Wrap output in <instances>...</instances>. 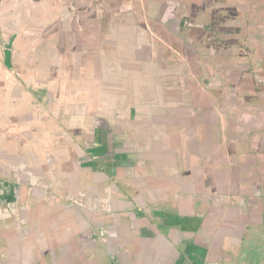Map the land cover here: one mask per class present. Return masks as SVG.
Masks as SVG:
<instances>
[{"label":"crops","instance_id":"0c3cea01","mask_svg":"<svg viewBox=\"0 0 264 264\" xmlns=\"http://www.w3.org/2000/svg\"><path fill=\"white\" fill-rule=\"evenodd\" d=\"M8 2L0 13L20 31L13 89L0 91V163L16 192L33 195L30 238L8 247L16 264L48 251L54 264H192L196 245L235 243L242 224L234 193L220 192L231 160L219 132L233 141L242 119L264 111V90L242 93L240 80L264 82V0ZM174 8L200 40L170 26ZM179 215L199 217L198 229L166 223Z\"/></svg>","mask_w":264,"mask_h":264},{"label":"flooded vegetation","instance_id":"af4514ba","mask_svg":"<svg viewBox=\"0 0 264 264\" xmlns=\"http://www.w3.org/2000/svg\"><path fill=\"white\" fill-rule=\"evenodd\" d=\"M170 9L171 7L167 2L163 3L160 10V17L163 18L162 16H165ZM183 10L184 9H180L179 14L174 8L173 15L174 17H177L173 20V23H171L170 26L175 22L176 27H178L182 33L190 34V37L200 40L202 35L194 33V29H198L199 27L189 22V16L183 15ZM117 38L125 39L124 35L121 36L115 34L112 41H116ZM206 40L207 38L205 37L202 42ZM10 54V48H7L4 64L8 70L12 71ZM31 55H33V53H31ZM39 55L40 53L37 55V59H39ZM107 56L108 60L112 58L116 63V55L108 53ZM212 75L215 76L213 73ZM244 77L245 76L242 75L240 79L242 93L246 92L245 90H248L249 86L252 88L254 85V89L256 90H264V82H257V80H254L249 85L246 81L247 77ZM98 80H100L99 77ZM207 81L208 80H206V82ZM23 84L24 83H20L18 85L24 90H27L25 89L27 87L29 92H33V84H28V86L26 84H24V86ZM9 87L13 89L12 85H9ZM9 87L7 90H9ZM36 88H38V90L40 89L39 87ZM214 88L215 87L212 89ZM129 92L133 94V91ZM257 111V115L249 116L248 119H242L241 124H239L240 127L238 126V128L234 130L235 139H233V141L225 131L223 132L221 130L219 132L220 136L224 133V142H226L224 157L227 159V156H230L231 160L222 165L226 170L229 169V173L225 176L223 174L225 180L223 181V187L220 188V192L234 193L233 195L229 194L231 198L230 204L234 206V215L242 224L241 228L237 229L239 234L235 235V240H237L232 244L228 243L221 245L218 252L214 250V247L207 248L201 245H196L197 249L192 253V256L194 257L192 264H206L208 262L207 256H211L212 260H214L210 261L209 264H264V111L260 108H258ZM10 149L11 148L7 151L10 152ZM4 153L5 156L6 153L9 155L6 151ZM10 157L12 158V156L9 155V158ZM11 158L10 160L12 161ZM6 164L11 166L10 163ZM6 166L7 165L0 163V264H16V253H9L8 247L12 248L10 243L13 244L15 240V246H13V249L21 250L24 247V245L20 244L22 240L26 237H28V239L30 238V235L28 234L32 233V229L29 228L32 211L29 202L32 201L33 195L28 185V194H26V196H24L23 193L15 191L16 178L11 177L12 179H10V183L6 180L7 178H3L4 173L2 171L8 170ZM17 167L19 170L27 169L22 164L17 165ZM27 173L28 171L24 174L27 176ZM25 175L21 174V181H23L22 179ZM17 179L19 180L18 177ZM18 180H16V182H18ZM25 180L26 179L24 178V181ZM19 186L20 184L17 186V189H19ZM46 196L47 201L55 195L47 193ZM23 198L26 199L25 202L23 201ZM165 219L168 225H177L183 232H195L201 222L200 218L197 216L184 217L179 215L177 217H166ZM13 220H16L21 227L20 235L17 237V234L14 235V232L11 231ZM36 233L37 232H35V234ZM102 234L103 233L100 235L99 232V240L101 239L100 241L103 245L107 246L108 241L104 239V235ZM184 244L185 243H183V246ZM194 246L195 245L193 244L191 245L192 248ZM186 248H188V244H186ZM47 256V259H38L36 261V259L28 255L26 257L27 259L25 258L21 261V264H32L34 262L37 264H54L52 260L55 257L54 251H48Z\"/></svg>","mask_w":264,"mask_h":264},{"label":"rangeland","instance_id":"374dc122","mask_svg":"<svg viewBox=\"0 0 264 264\" xmlns=\"http://www.w3.org/2000/svg\"><path fill=\"white\" fill-rule=\"evenodd\" d=\"M99 1L101 0H98V2ZM3 3H4L3 6L8 7L10 5L8 0H3ZM114 5L119 6L120 5L119 0H114ZM7 12L9 11H1V14H0V91H3V90L6 91L8 89L10 84L6 82L8 81L9 77L12 78V76L15 74L12 71L8 70L4 64L5 53H6L7 48H10V49L12 48L11 43L13 41V37H15L14 36L15 32L17 33L20 31L19 29L20 24L15 25L14 23H12ZM10 53H11V50H10ZM32 53L34 55V58H36L40 52L34 51ZM25 89L28 90L27 87Z\"/></svg>","mask_w":264,"mask_h":264}]
</instances>
